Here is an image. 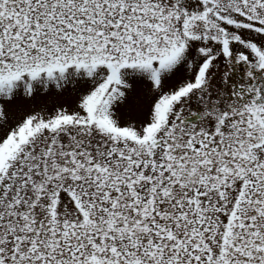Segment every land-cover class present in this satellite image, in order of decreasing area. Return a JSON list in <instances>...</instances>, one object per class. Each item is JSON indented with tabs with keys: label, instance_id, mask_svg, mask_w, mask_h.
I'll return each mask as SVG.
<instances>
[{
	"label": "snow or ice",
	"instance_id": "6c2138e0",
	"mask_svg": "<svg viewBox=\"0 0 264 264\" xmlns=\"http://www.w3.org/2000/svg\"><path fill=\"white\" fill-rule=\"evenodd\" d=\"M0 264H264V0H0Z\"/></svg>",
	"mask_w": 264,
	"mask_h": 264
}]
</instances>
